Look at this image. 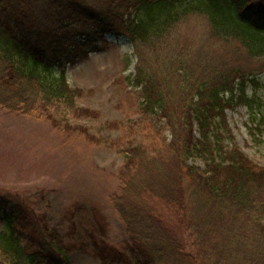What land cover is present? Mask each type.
<instances>
[{"label":"trees","instance_id":"1","mask_svg":"<svg viewBox=\"0 0 264 264\" xmlns=\"http://www.w3.org/2000/svg\"><path fill=\"white\" fill-rule=\"evenodd\" d=\"M191 13L206 17L224 44L264 59V0H0V106L46 113L53 122L51 112L60 108L85 115L68 63L99 50L109 32L126 35L136 48L151 46ZM137 68L138 120L108 122L139 129L121 149L120 185L111 194L127 250H98L99 256L122 264H264V166L238 147L225 150L214 132L234 101L256 118L263 100L247 93L260 84L256 72L209 50L195 62L167 64L162 77ZM64 125L98 143L86 126ZM193 155L205 166L190 163ZM0 220V264H70L61 231L17 198L0 194Z\"/></svg>","mask_w":264,"mask_h":264},{"label":"rangeland","instance_id":"2","mask_svg":"<svg viewBox=\"0 0 264 264\" xmlns=\"http://www.w3.org/2000/svg\"><path fill=\"white\" fill-rule=\"evenodd\" d=\"M220 41L199 13L186 16L151 46L136 48L126 35L109 32L99 50L66 65L71 87L83 92L76 103L85 115L60 108L52 110L57 120L53 122L46 113L25 115L0 106V194L17 198L29 214L42 217L50 229H59L69 248L70 264H122L104 261L98 250L107 254L127 250L129 237L111 194L120 185L117 174L125 161L121 149L139 129L137 125L127 128L128 124L125 129L109 128L108 122L138 120L140 88L133 82L138 66L162 77L167 64L175 66L188 57L195 62L209 50L213 57L232 55L239 66L256 72L260 84L247 88L248 94L263 100L256 118L246 105L234 101L225 118L217 119L214 132L225 150L238 147L264 166V59L251 58L241 45ZM64 120L71 126H86L98 143L81 130L67 128ZM157 123L170 136L166 122L157 116ZM195 135L200 138L198 127ZM189 161L205 166L198 155ZM42 229L46 232V227Z\"/></svg>","mask_w":264,"mask_h":264}]
</instances>
